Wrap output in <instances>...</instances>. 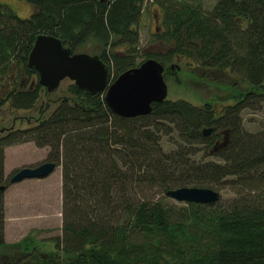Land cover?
<instances>
[{
	"label": "trees",
	"instance_id": "trees-1",
	"mask_svg": "<svg viewBox=\"0 0 264 264\" xmlns=\"http://www.w3.org/2000/svg\"><path fill=\"white\" fill-rule=\"evenodd\" d=\"M25 1L32 6L26 17L0 3V109L36 105L43 86L26 56L38 32L58 36L72 51L94 40L107 81L139 62L143 0ZM149 1L162 10L164 29L156 37L170 46L144 58L157 59L164 70L166 61L183 57L206 71L233 72L244 90L220 107L165 98L152 102L147 114L125 117L107 107L102 91L89 93L70 82L68 95L49 112L25 127L2 128L0 185L9 183L6 145L46 146V159L60 166L62 218L53 250L24 238L16 243L22 251L0 254V264H264V128L245 130L240 117L243 108L264 102V0H215L208 10L185 0ZM203 126L212 127L209 135H202ZM224 128L229 141L212 153L217 159L191 157L193 146L208 149ZM170 133L175 146L164 152L160 139ZM226 176L240 185L228 202L178 204L138 192L148 182L161 192L179 185L216 189Z\"/></svg>",
	"mask_w": 264,
	"mask_h": 264
},
{
	"label": "rangeland",
	"instance_id": "rangeland-1",
	"mask_svg": "<svg viewBox=\"0 0 264 264\" xmlns=\"http://www.w3.org/2000/svg\"><path fill=\"white\" fill-rule=\"evenodd\" d=\"M192 3H199L204 10L210 9L215 0H185ZM0 3L6 4L19 17H26L32 11V6L25 0H0ZM138 43L136 46V61H140L150 52H161L170 46V42L157 38L156 33L164 29L162 21V10L158 4L153 1L143 0L140 16L137 22ZM96 42L87 40L79 47L78 51L96 53ZM188 61V62H187ZM172 64V67H170ZM166 69L162 72L163 79L167 85L166 98L168 99H185L193 104H201L204 101L215 103L220 107L221 103H230L236 99L238 91H243L245 86L239 81L238 74L222 70L206 71L204 68L196 66L193 60L183 57L172 58L165 62ZM170 67V69H168ZM204 69V70H203ZM8 76V75H7ZM5 77V76H4ZM7 78V77H5ZM72 80L67 77L62 78L58 85L48 94H44V88L41 87L39 98L36 105L28 110L18 109L12 112L5 111L4 106L0 109V132L2 128L8 126L25 127L29 122L34 121L38 116L49 112L57 98L62 95H68L67 85ZM5 88L1 86L0 88ZM42 109L41 112H38ZM241 126L245 130L256 132L264 128V102L258 108L245 107L240 112ZM176 137L170 133L162 135L160 144L162 150L167 152L173 149ZM195 145V144H194ZM194 147V153L191 155L194 159H217L215 154H210L207 148L202 144ZM46 146H36L32 141H23L6 145L3 149V175L9 176L14 170L22 165H34L46 159ZM33 177L25 179L30 188H14L22 181L9 182L2 190L3 196V237L4 244L0 246V254L17 255L22 251L17 241L30 239L37 249L48 251L54 249V241L61 234V190H60V166L56 165L54 169L40 182L43 185L36 186L33 182L39 181ZM216 188L220 192V201L228 202L234 196L237 197L236 189L240 185L234 183L233 177H223ZM19 182V183H18ZM33 187V188H31ZM215 187V186H212ZM140 194L144 197L156 198L166 197L169 203L182 204L183 201H176L167 197L161 192L156 183L139 184ZM19 205V207H16ZM28 205H32L29 209ZM29 210V211H28ZM30 210H36L30 214ZM15 211V212H14ZM34 219L31 225V220ZM18 221V225H14ZM5 224V230H4ZM31 236L32 238H30ZM20 251V252H19Z\"/></svg>",
	"mask_w": 264,
	"mask_h": 264
},
{
	"label": "water",
	"instance_id": "water-1",
	"mask_svg": "<svg viewBox=\"0 0 264 264\" xmlns=\"http://www.w3.org/2000/svg\"><path fill=\"white\" fill-rule=\"evenodd\" d=\"M26 64L36 70L37 81L47 91H52L64 77L89 93L103 91L107 107L120 116L147 114L152 102L162 101L167 93V85L162 77L164 66L157 59L146 57L107 81V65L97 54L72 51L58 36L50 33L38 32L35 35L26 56ZM211 130V126H203L201 133L208 135ZM220 133L221 139L212 142L209 153L227 145L228 129H221ZM55 166L52 160L23 165L9 176V181L43 177ZM0 189H3V185H0ZM164 194L176 201L196 203L215 202L220 198L219 190L210 186L179 185L166 188Z\"/></svg>",
	"mask_w": 264,
	"mask_h": 264
},
{
	"label": "crops",
	"instance_id": "crops-1",
	"mask_svg": "<svg viewBox=\"0 0 264 264\" xmlns=\"http://www.w3.org/2000/svg\"><path fill=\"white\" fill-rule=\"evenodd\" d=\"M46 177V176H45ZM45 177H43V178H45ZM43 178H37V179H43ZM25 179H31V178H25ZM25 179H22V180H20L19 182H23V183H21V184H18V185H16L14 188H16V189H23V188H26V187H28V188H30V185H28V183H26L25 182ZM41 180H39L38 182L37 181H35V182H33L34 183V185H36V186H40V185H43V183L42 182H40ZM18 182V183H19ZM31 188H33V187H31ZM16 207H19V205H17ZM26 207H28L29 209H31V207H32V205H28V206H26ZM29 211V210H28ZM15 212V211H14ZM36 212V210H30V214H33V213H35ZM33 221H34V219H32L31 220V225L33 224ZM13 223H15L14 225H18V221H14ZM4 230H5V224H4Z\"/></svg>",
	"mask_w": 264,
	"mask_h": 264
},
{
	"label": "flooded vegetation",
	"instance_id": "flooded-vegetation-1",
	"mask_svg": "<svg viewBox=\"0 0 264 264\" xmlns=\"http://www.w3.org/2000/svg\"><path fill=\"white\" fill-rule=\"evenodd\" d=\"M220 130H221V129H218V130H217V133H218L219 136H217V137L215 136V137H214V140H216V139H221V133H220ZM216 152H217V151H216Z\"/></svg>",
	"mask_w": 264,
	"mask_h": 264
}]
</instances>
